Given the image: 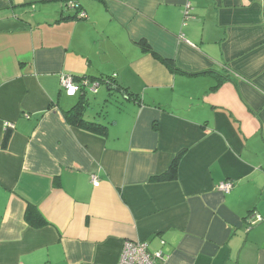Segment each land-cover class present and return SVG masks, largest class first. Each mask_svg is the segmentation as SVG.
<instances>
[{"label":"crops","instance_id":"0c3cea01","mask_svg":"<svg viewBox=\"0 0 264 264\" xmlns=\"http://www.w3.org/2000/svg\"><path fill=\"white\" fill-rule=\"evenodd\" d=\"M68 1L0 0V264H264V0Z\"/></svg>","mask_w":264,"mask_h":264},{"label":"built area","instance_id":"2783aa9c","mask_svg":"<svg viewBox=\"0 0 264 264\" xmlns=\"http://www.w3.org/2000/svg\"><path fill=\"white\" fill-rule=\"evenodd\" d=\"M66 9H76L79 12L81 18H85V12L81 11L79 4L74 0H69L65 4ZM190 8V6H188ZM188 15V12L185 13ZM62 87L65 89L69 96L75 95L77 92L83 89H91L94 93L97 92L98 84L90 86L88 81H83L77 84L71 76H65L62 78ZM99 181L94 180V186L99 187ZM233 183L225 182L219 186V190L223 193H228L232 190ZM264 218L260 215L251 214L247 219L248 227L253 228L254 226L262 223ZM164 259L162 252L152 254L149 251V246L146 242H134L126 241L124 243L122 253L117 264H157V260Z\"/></svg>","mask_w":264,"mask_h":264},{"label":"trees","instance_id":"16d2710c","mask_svg":"<svg viewBox=\"0 0 264 264\" xmlns=\"http://www.w3.org/2000/svg\"><path fill=\"white\" fill-rule=\"evenodd\" d=\"M163 61V60H162ZM167 66H169L172 70H174L170 63L163 61ZM117 91L123 92L122 89L116 88ZM89 107V103L87 100L83 97L82 101L74 107L72 110L65 113V118L67 122L73 126H76L80 129H84L89 132H95L104 134L106 132L107 127L99 122H89L84 118V112ZM178 174V159H176L169 169V171L164 174L163 176L159 177L158 180H173L177 177ZM251 215V214H250ZM249 215V216H250ZM29 218V215H27ZM247 217V219L249 218ZM45 225V222L43 223Z\"/></svg>","mask_w":264,"mask_h":264},{"label":"rangeland","instance_id":"374dc122","mask_svg":"<svg viewBox=\"0 0 264 264\" xmlns=\"http://www.w3.org/2000/svg\"><path fill=\"white\" fill-rule=\"evenodd\" d=\"M107 95L106 89L102 90L101 94L99 96L89 95L88 101L91 105V108H89L87 115L88 117H96L98 113L103 112L104 107V101L105 96ZM117 98L118 95H113Z\"/></svg>","mask_w":264,"mask_h":264},{"label":"water","instance_id":"95a60500","mask_svg":"<svg viewBox=\"0 0 264 264\" xmlns=\"http://www.w3.org/2000/svg\"><path fill=\"white\" fill-rule=\"evenodd\" d=\"M108 90H115L114 88L108 87Z\"/></svg>","mask_w":264,"mask_h":264}]
</instances>
